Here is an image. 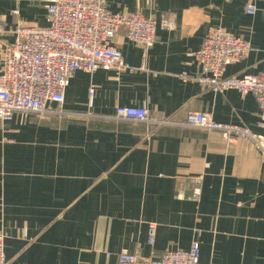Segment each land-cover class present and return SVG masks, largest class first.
Returning <instances> with one entry per match:
<instances>
[{"label":"crops","instance_id":"1","mask_svg":"<svg viewBox=\"0 0 264 264\" xmlns=\"http://www.w3.org/2000/svg\"><path fill=\"white\" fill-rule=\"evenodd\" d=\"M108 0L112 12L159 23L146 53L121 28L112 43L134 71H78L63 113L0 121V233L7 264H119L122 252L159 258L198 241L204 264H264V154L250 138L186 125L190 112L262 134L252 93L203 88L196 52L209 30L250 40L226 76L264 70V0ZM46 0H0V74L19 23L46 27ZM92 94V95H91ZM146 107L175 124L114 118ZM57 107V106H54ZM201 178V199H192ZM156 224L154 244L149 226Z\"/></svg>","mask_w":264,"mask_h":264},{"label":"built area","instance_id":"2","mask_svg":"<svg viewBox=\"0 0 264 264\" xmlns=\"http://www.w3.org/2000/svg\"><path fill=\"white\" fill-rule=\"evenodd\" d=\"M49 24L46 27L19 23L14 30L16 41L5 46L0 74V121H11L21 114L63 113L66 89L78 71L94 72L99 68H117L134 71L125 60L122 51L112 40L124 28L129 40L139 44L148 53L156 41L159 24L172 28L170 19L159 23L142 12H112L108 0H46ZM261 0H248L244 11L255 14ZM0 19V32L4 31ZM253 46L250 40L241 38L221 28H211L202 47L196 52L201 76L196 81L214 92L237 90L241 94L252 93L259 104V126L262 134L229 123L217 122L212 114L190 112L186 125L209 131H219L226 141L235 136L253 140L264 154V70L244 76H226L228 65L245 59ZM92 95V94H91ZM57 106V107H54ZM114 118L133 122L175 124L166 116L152 117L146 107L123 106L116 108ZM192 199H201V178H195ZM156 224L149 226V243L154 244ZM198 241L187 250H168L159 258L145 257L137 253L122 252L119 264H204ZM5 236L0 233V264H7Z\"/></svg>","mask_w":264,"mask_h":264}]
</instances>
